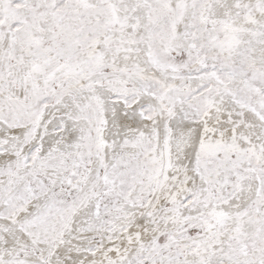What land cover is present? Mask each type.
<instances>
[{
	"label": "snow or ice",
	"instance_id": "1",
	"mask_svg": "<svg viewBox=\"0 0 264 264\" xmlns=\"http://www.w3.org/2000/svg\"><path fill=\"white\" fill-rule=\"evenodd\" d=\"M0 264H264V0H0Z\"/></svg>",
	"mask_w": 264,
	"mask_h": 264
}]
</instances>
